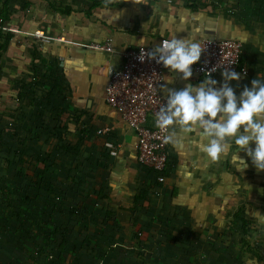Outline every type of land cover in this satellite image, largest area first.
<instances>
[{"label":"crops","instance_id":"crops-1","mask_svg":"<svg viewBox=\"0 0 264 264\" xmlns=\"http://www.w3.org/2000/svg\"><path fill=\"white\" fill-rule=\"evenodd\" d=\"M143 2H121L104 13L101 4L72 0H58L55 5L47 0H0L4 17L0 41L6 32L12 34L6 50L0 51V93L17 92L26 78L25 85L32 87L33 68L53 69L62 76L63 90L53 91L60 102L59 112L53 115L60 124L55 131L81 135L80 166H74L82 179L79 187L93 200L89 211L93 226L121 228L130 236L141 233L144 251L148 244L150 251L163 255V241L149 243L151 232L169 233L175 247L190 251L201 236L213 263L264 264V220L256 216H264V171L257 172L243 151L239 156L248 164L246 170L236 171L231 151L210 163L196 147L193 133L185 138L183 148L168 144L166 178L158 182L154 172L136 161L134 131L104 101L108 78L120 67L125 50L139 46L141 39L143 45L154 47L173 34L196 42L202 38L241 41L247 74H239L241 79L229 81V86L239 96L245 86L251 88L253 78L264 82V6L195 5L191 9L186 0ZM115 12L121 13L118 18ZM109 37L112 51L91 46ZM180 75L167 83L172 79L167 73L160 86L181 90L204 79L193 74L182 81ZM210 78L217 81V89L223 83L221 72ZM70 125L75 126L73 132ZM62 166L59 169L69 170V165ZM106 211L112 214L105 220Z\"/></svg>","mask_w":264,"mask_h":264},{"label":"rangeland","instance_id":"rangeland-1","mask_svg":"<svg viewBox=\"0 0 264 264\" xmlns=\"http://www.w3.org/2000/svg\"><path fill=\"white\" fill-rule=\"evenodd\" d=\"M217 5H251V7L257 8L264 6V0H219ZM26 81L25 84L28 83V78ZM5 85L8 87L7 84ZM30 89L32 90V94H29L30 98L35 99V104L39 103L38 108L34 107L30 114H27V110L24 108L26 105L22 101H16V91L11 94L10 91L5 92L4 90L2 96V92L0 93V116L4 118L7 114H13L19 119L15 120L19 123V125L17 124L19 127V136L17 137L13 136V130L8 126L10 122L5 124V128L8 129V145L12 142L11 147L17 149L19 153L15 150L8 153L10 157L14 156L8 170H5L0 162V186L8 191L12 206L11 208L7 207V201L4 198L0 199V264H160L158 261L154 263V260L156 256L161 257L163 254L158 251H150L148 244L145 248L147 251H144L143 244L146 242L140 244L137 240L132 239L130 233L122 231L121 228V230H109L93 226L94 220L92 213L89 212L92 209L93 200L90 197L84 200L87 211H83L80 216L79 214L73 217L66 215L69 204L82 201V196L86 192L79 187L82 192L80 197L76 190L71 191L70 186L64 183L67 182L69 185L72 183L67 175L73 176L75 180L74 165L80 166L82 138L79 133L73 137L72 133L68 131H63L65 138H60L59 133L55 131V128L60 124L57 122L58 118L55 120L53 115L59 112L60 102L58 96L53 92L56 90L51 87L49 82L41 79L40 83H34ZM49 92L54 95L52 96ZM4 119L8 121V118ZM69 127L72 132L75 130L74 125ZM4 150V146L0 147V158L3 156ZM48 154L49 157L44 160ZM18 157H24V163L19 164ZM64 164L70 166V171L59 169ZM20 167H23L24 176L16 174L21 169ZM12 169L14 170L12 171ZM40 172H44L43 177L49 176L51 173V177L47 181L52 183V190H44L47 189L45 185H41V190L34 189L33 191L32 188L29 189L25 186L27 180H35ZM4 175L5 179L2 180ZM22 187L25 189L23 190ZM25 193L26 201H23ZM53 194L63 195L67 199V202L63 203H60V199L55 200L54 204H61L63 209L59 213L55 212V207L52 210L45 202ZM29 212L32 217L26 222L25 219ZM97 220L98 218L95 221ZM3 223L5 224L3 225ZM44 224H47V228L57 225L63 230L64 225L71 229L66 252L60 261L57 260L56 244L48 238L49 235ZM168 234L160 235L151 232L149 235V243L155 239V241H163V246L166 248V255L160 260L161 264H218L213 263L212 258L208 259L206 244L201 236V240L197 241L190 251L186 247V250L175 247L174 241ZM73 243H76V249L74 252H70ZM136 246L137 249L143 247L144 259L137 254ZM145 257H147V261H145Z\"/></svg>","mask_w":264,"mask_h":264},{"label":"clouds","instance_id":"clouds-1","mask_svg":"<svg viewBox=\"0 0 264 264\" xmlns=\"http://www.w3.org/2000/svg\"><path fill=\"white\" fill-rule=\"evenodd\" d=\"M121 2L146 4L143 0H101V6L104 13H108ZM120 14L115 12L114 16L118 18ZM139 42L143 45V39ZM204 50L205 45L188 36L177 39L173 34L150 51L145 52L144 47H140L138 58L141 62L147 57L162 64L172 74V79L166 82L172 83L177 74H181L182 81L189 80L193 75L191 66L200 60ZM222 65L223 83L218 89L215 88L217 81L210 78L209 72L204 73L203 82L196 86L187 83L183 89L175 90L161 85L166 102L156 111L154 126L165 133L166 143L178 148H183L185 138L194 133L196 147L210 163H217L231 151L236 171L246 170L248 164L239 156L243 151L257 172L264 171V82L253 78L251 88L245 86L237 96L229 81H239L241 77L226 64ZM211 71H216V67ZM250 143L254 147H250ZM233 146L235 151H232ZM256 216L264 220L259 213Z\"/></svg>","mask_w":264,"mask_h":264},{"label":"built area","instance_id":"built-area-1","mask_svg":"<svg viewBox=\"0 0 264 264\" xmlns=\"http://www.w3.org/2000/svg\"><path fill=\"white\" fill-rule=\"evenodd\" d=\"M3 24L4 19L0 16V29ZM34 36L43 39L41 33L35 32ZM111 43L112 38L109 37L104 42H94L91 46L110 52ZM199 43L205 45V50L200 60L191 66L193 74L204 77V73L209 72L212 76L223 71L222 64L238 74H247V69L241 62V41L234 38H202ZM140 47H144L145 52L153 48L139 45L121 54L120 67L112 71L106 83L104 101L110 108L117 110L121 119L134 131L137 141L136 161L154 172L158 182H163L168 169L169 143L164 140L165 133L154 126V116L159 106L166 102L163 100L160 84L170 72L162 64L147 57L141 62L138 58ZM213 67H216L214 72L211 71Z\"/></svg>","mask_w":264,"mask_h":264},{"label":"trees","instance_id":"trees-1","mask_svg":"<svg viewBox=\"0 0 264 264\" xmlns=\"http://www.w3.org/2000/svg\"><path fill=\"white\" fill-rule=\"evenodd\" d=\"M48 3H51V5H55V3H57L58 0H47ZM76 3H80L82 5H99L101 4V0H72ZM219 0H186V4L185 5H188V7H190L191 9H196L195 5H217ZM60 2V1H59ZM66 5H69V4H66ZM64 13H66L67 11H62ZM3 19L4 17L1 16ZM1 31V29H0ZM12 34L10 32H6L5 34H3V39L2 41H0V47H1V50L0 51H5L7 46H8V42L11 38ZM48 70V71H47ZM47 70H43V67L41 66V68H33V72L31 73V76L33 77L32 80H36L34 81L36 84L40 83L41 82V79L44 80V81H47L49 82L50 84H52V88H55L57 92H61L63 90V78L62 76L56 72V70H53V69H48ZM39 80V81H38ZM44 84H47L45 82H43ZM32 86V84H30ZM51 92V91H50ZM49 92V93H50ZM29 94H32V90L30 89V87L26 86L25 84H21L20 87H18V90H17V94H16V101H22L26 106H24L25 110H27V114H30L32 112V109L34 110V107L38 108V105L39 103L34 102V98H30V95ZM52 95V93H50ZM27 100V101H26ZM23 106V105H22ZM4 118H8V121ZM4 118L2 116H0V147H5V150L3 151V156H1L0 158V162L3 164L4 166V169L5 170H8V167L10 166L11 164V161L13 160V157H10L8 155V153L11 152V150H15L18 152L17 149H13L11 147L12 145V142L8 145V129L5 128V124H8L10 122V124L8 125L11 130H13V136L17 137L19 136V127L17 126V124L19 125L18 121H15V120H19L15 117V115L13 114H7L6 116H4ZM15 123V125H13ZM14 126H17L15 128H13ZM59 133V137L60 138H65V135H64V132L62 130H59L57 129V131ZM69 132V131H68ZM19 141V139H18ZM22 141V140H21ZM66 149L68 147H65ZM19 153V152H18ZM21 153V151H20ZM49 157V154L46 155L44 158V160H47L46 158ZM18 163L19 164H22L24 163V157H18ZM21 169L16 172L17 176L22 174L23 176L25 175L22 171V168L23 167H20ZM14 169H12L13 171ZM79 169H77V167H75L74 169V176H75V180H74V177L73 176H70V175H67L69 177V179H71V184L69 185V183L67 184V186H70L69 189H71V191L73 190H76L77 194L80 195V197L82 196V193L80 192V188H78L80 185H81V182H82V179H81V176L80 174H78V171ZM45 172V171H44ZM44 172H40L39 175L35 178V180H27L26 181V187H28L29 189L32 188V191L34 189H38V190H41V185L42 186H47V189L45 188L44 190H52V183H50V181H47L49 180V178L51 177V173L49 174V176H45L43 177V173ZM22 176V177H23ZM2 180L5 179V175L2 176L1 178ZM24 179V178H23ZM73 180V181H72ZM1 182V181H0ZM22 189L24 190L25 188L22 187ZM89 196L88 193H85L83 196H82V201L80 200V202H76L75 204H72L70 203L69 206L67 207L68 210H67V213L66 215H69V217H73L74 215H78L79 216L81 215V213L83 211H87V205L86 203L84 202L83 198H87ZM79 197V198H80ZM4 198L6 201H7V207H12L11 206V199H10V196H9V193L8 191H5L1 186H0V199ZM34 198V197H32ZM36 198H37V194H36ZM47 198V197H46ZM60 199V203L62 202H65L67 199L62 195H50L47 200L45 201L46 204H48L52 210L54 209L55 207V212H61L63 209L61 207V204L59 205H55L54 202L55 200H59ZM62 199V201H61ZM23 201H26V193L24 194L23 196ZM67 202V201H66ZM69 203V202H68ZM81 211V212H80ZM112 214L111 211H106V214H105V217L104 219H108L110 217V215ZM32 217V214L31 212H29V214H27L26 216V222L30 220V218ZM5 223H3L4 225ZM246 221L243 219L242 220V230H243V234L245 235V232H246ZM62 227V225H60ZM44 227L45 229H47V232H48V235L50 239H52V241L56 244V250H57V260L60 261L63 259V256H64V253L66 252V247H67V244H68V240H69V237H70V233H71V229L70 228H67V226H64L63 225V230H61L57 225H55L53 228H47V224H44ZM70 232V233H69ZM101 232V231H100ZM79 233V232H77ZM70 234V235H69ZM141 233H134L131 235L132 239L133 240H137V242H139L140 244L143 243L142 240H141V236H140ZM99 236V235H98ZM75 242V241H74ZM97 243H99L97 241ZM245 244L244 242V239L242 237V244ZM243 244V245H244ZM76 243H73L71 245V248H70V252H74L75 249H76ZM43 249V248H42ZM137 249V246L135 248V250ZM245 249L247 250V247H245ZM137 251V254L140 255V257L142 259H144L143 257V248L142 246L136 250ZM166 255V252L165 254ZM164 255H162L161 257L159 256H156L155 260H154V263H160L161 264V261L164 257ZM158 257V258H157ZM145 261H147V257H145ZM172 262H174L172 260ZM152 264V263H151Z\"/></svg>","mask_w":264,"mask_h":264}]
</instances>
